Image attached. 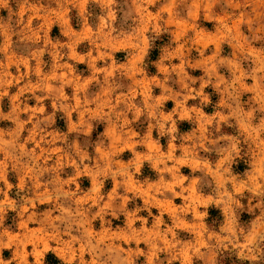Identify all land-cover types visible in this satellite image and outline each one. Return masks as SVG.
<instances>
[{
	"label": "rangeland",
	"instance_id": "obj_1",
	"mask_svg": "<svg viewBox=\"0 0 264 264\" xmlns=\"http://www.w3.org/2000/svg\"><path fill=\"white\" fill-rule=\"evenodd\" d=\"M49 253L264 264V0H0V264Z\"/></svg>",
	"mask_w": 264,
	"mask_h": 264
},
{
	"label": "trees",
	"instance_id": "obj_2",
	"mask_svg": "<svg viewBox=\"0 0 264 264\" xmlns=\"http://www.w3.org/2000/svg\"><path fill=\"white\" fill-rule=\"evenodd\" d=\"M165 40V37H161L159 40H155L153 42L152 47L149 49L148 54H147V58H146V64H147V71L148 72H154V67L152 65V63L157 59L159 52H160V46L162 45L163 41ZM209 213V218L207 219L208 224L214 226L217 224V222L220 220V214L218 213L217 210H215L214 208L209 209L208 211ZM217 216L215 221L212 216ZM212 217V218H211ZM53 259L52 263L51 260ZM46 263L47 264H60L59 260L56 259L52 254H47L46 255ZM218 264H241L238 259L235 256H231V257H224L223 255H220V258L218 260Z\"/></svg>",
	"mask_w": 264,
	"mask_h": 264
}]
</instances>
